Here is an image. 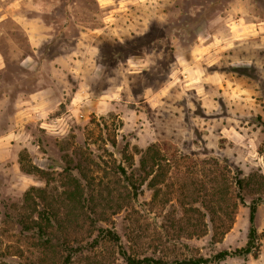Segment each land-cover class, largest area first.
Instances as JSON below:
<instances>
[{"label":"rangeland","instance_id":"obj_1","mask_svg":"<svg viewBox=\"0 0 264 264\" xmlns=\"http://www.w3.org/2000/svg\"><path fill=\"white\" fill-rule=\"evenodd\" d=\"M152 145L159 197L145 182L130 200L116 168H137ZM76 148L97 164L87 172L90 233L58 176ZM20 157L53 176L48 200L68 232L55 250L18 224L29 212L24 192L45 188ZM260 176L264 0H145L120 12L118 0H0V264H125L120 248L166 260L225 251L216 264H264ZM235 177L250 186L214 243L207 208L235 202ZM200 217L206 234L192 235Z\"/></svg>","mask_w":264,"mask_h":264},{"label":"trees","instance_id":"obj_2","mask_svg":"<svg viewBox=\"0 0 264 264\" xmlns=\"http://www.w3.org/2000/svg\"><path fill=\"white\" fill-rule=\"evenodd\" d=\"M73 157L74 158H71V160L66 158L64 167L58 176H60L63 182L67 203H69L71 210L76 212V216L78 215L81 220L88 219V231L90 233V231L95 227V222L90 216V213H94L93 208L90 206V204H93V198L91 197L92 194L90 191L94 180L88 177L87 172L91 168L92 164L95 166H97V164L94 163L89 155L81 148L73 150ZM161 157V154L152 145L147 147L143 155L140 157L137 168L130 166V171H126L124 167L120 165L117 166L116 169L118 171V176L119 178L121 177L122 182L125 183V186L123 185V189L125 190L126 195L131 192V195L128 194L129 196L127 195L126 197L130 200L136 199L138 194L137 192L140 190L141 185L145 182H147L148 187L154 189L152 200L155 201L157 197H159V190L156 186L158 180L163 175ZM19 166L20 170L26 174L38 175L45 182V188L30 187L24 192L22 205L27 206L29 208V212L28 214H25V216H21L19 218L18 224L22 228V231L30 233L34 240L42 241L40 244L42 247L55 250L57 247L62 246V244L59 246L57 244L56 246V243L59 242V240H67L68 232L64 224L65 221L62 218H59V214L54 210L53 203L48 200V185L52 181L53 176L49 172H46L32 164L29 168H25L21 157L19 159ZM260 177L264 180V176ZM233 183L236 188L235 202L226 206V209H219L221 212L212 210V208H207L210 214L208 222L211 224L212 241L214 243L220 242L223 236L230 230L234 222L237 200L239 203H243L241 191L249 188L250 186L249 179L245 180L235 177ZM39 206H41V209ZM190 209V211L197 213L198 216H204V214H202L199 210H194L192 207ZM185 211L188 212L189 210ZM255 211L256 207L252 204L250 207L251 226L248 234V243L244 250L245 254H250L252 252L251 243L256 235L252 226ZM200 220L203 225L201 224L200 228H198L199 232L195 231L192 235L197 236L206 234L207 226L201 217ZM93 231L98 232V236L105 238L104 235H102L103 233L100 228ZM107 235L108 236L105 239L108 241L113 243L119 242V239L117 240L114 233L108 232ZM161 248L163 249V247L160 246L158 251L161 252ZM119 255L125 264H216L229 257V253L221 251L210 258H204L201 256L186 257L182 259L173 258L171 260H166L162 257L154 258L150 256L139 258L127 254V252L122 248L119 250ZM68 258L69 253L66 257V261H68Z\"/></svg>","mask_w":264,"mask_h":264},{"label":"crops","instance_id":"obj_3","mask_svg":"<svg viewBox=\"0 0 264 264\" xmlns=\"http://www.w3.org/2000/svg\"><path fill=\"white\" fill-rule=\"evenodd\" d=\"M145 0H118V11H123L125 7H127L130 4L139 3ZM147 1H153V0H147ZM134 2V3H133ZM119 15V14H118ZM44 36V35H43ZM34 47L37 46V44H33Z\"/></svg>","mask_w":264,"mask_h":264}]
</instances>
